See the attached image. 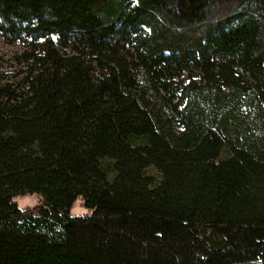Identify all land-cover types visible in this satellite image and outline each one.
Returning <instances> with one entry per match:
<instances>
[{
    "label": "trees",
    "instance_id": "16d2710c",
    "mask_svg": "<svg viewBox=\"0 0 264 264\" xmlns=\"http://www.w3.org/2000/svg\"><path fill=\"white\" fill-rule=\"evenodd\" d=\"M0 36V264H264V0H0Z\"/></svg>",
    "mask_w": 264,
    "mask_h": 264
},
{
    "label": "rangeland",
    "instance_id": "374dc122",
    "mask_svg": "<svg viewBox=\"0 0 264 264\" xmlns=\"http://www.w3.org/2000/svg\"><path fill=\"white\" fill-rule=\"evenodd\" d=\"M25 48L16 43L8 45L0 36V83H9L14 88H19L27 72V66L23 64L20 55ZM15 202L22 210L33 209L43 204L41 196L37 194L19 196ZM92 214V210L84 207L83 200L77 199L70 210L71 217H86Z\"/></svg>",
    "mask_w": 264,
    "mask_h": 264
}]
</instances>
